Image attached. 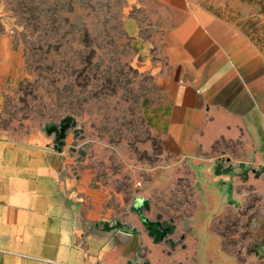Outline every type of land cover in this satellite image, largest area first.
<instances>
[{
  "label": "rangeland",
  "instance_id": "1",
  "mask_svg": "<svg viewBox=\"0 0 264 264\" xmlns=\"http://www.w3.org/2000/svg\"><path fill=\"white\" fill-rule=\"evenodd\" d=\"M190 2L194 8L217 5L223 18L264 49V0ZM129 23L151 42V55L137 51ZM0 24L21 61V83L4 96L0 138L43 146L40 138L50 137L76 161L77 178L86 171L94 189L118 195V213L128 211L140 193L148 197L158 219L173 227L165 248H157L159 264H204L203 244L210 238L240 260L258 254L264 151L238 158L263 171L262 178L252 173L250 181L227 190L240 200L242 218L211 214L216 232L204 236L200 231L210 220L205 190L158 132L155 108L164 99L168 64L160 49L168 18L156 0H0ZM145 256L146 264H157Z\"/></svg>",
  "mask_w": 264,
  "mask_h": 264
},
{
  "label": "crops",
  "instance_id": "2",
  "mask_svg": "<svg viewBox=\"0 0 264 264\" xmlns=\"http://www.w3.org/2000/svg\"><path fill=\"white\" fill-rule=\"evenodd\" d=\"M156 5L167 13L160 53L168 64L155 120L161 137L198 176L210 215L200 233L213 236L211 214L242 218L240 200L227 193L244 181L236 174L244 164L238 158L264 151V49L223 18L217 5L194 8L190 0ZM127 30L137 51L151 55L152 44L139 36L138 26L129 23ZM20 63L0 24V111L4 96L21 83ZM40 139L43 146L0 138V264H146L147 253L159 264L157 248H165L166 238L156 243L147 222L170 229L166 237L173 227L158 219L150 199L140 193L128 211L118 213V195L94 189L86 171L77 178V163L66 149L50 137ZM223 159L233 162L223 165ZM230 168L235 176L225 174ZM250 168L245 181L252 173L260 180L263 173L256 177ZM260 203L264 207V198ZM135 205L143 207L144 220ZM256 231L258 254L240 260L210 238L203 244L204 264H264V214Z\"/></svg>",
  "mask_w": 264,
  "mask_h": 264
},
{
  "label": "trees",
  "instance_id": "3",
  "mask_svg": "<svg viewBox=\"0 0 264 264\" xmlns=\"http://www.w3.org/2000/svg\"><path fill=\"white\" fill-rule=\"evenodd\" d=\"M251 171V168L250 167H247L245 164H241L239 166V171L236 173L239 177H241L243 180H247L248 179V174L249 172ZM219 172V171H218ZM263 171H257L255 172V176L258 177L262 174ZM225 174H230L232 176H235V171L233 168H230V169H226L225 170ZM229 194V193H228ZM229 197H230V194H229ZM231 198V197H230ZM133 210L134 212L138 213L140 216H141V219L144 220V217L142 215V210H143V207H139V205H135L133 207ZM148 230H149V233L150 235L154 238V241L156 243H159L161 242L168 234V231L170 229L168 228H162L161 227V224L159 223H148ZM173 229V228H172ZM170 232V231H169Z\"/></svg>",
  "mask_w": 264,
  "mask_h": 264
},
{
  "label": "built area",
  "instance_id": "4",
  "mask_svg": "<svg viewBox=\"0 0 264 264\" xmlns=\"http://www.w3.org/2000/svg\"><path fill=\"white\" fill-rule=\"evenodd\" d=\"M139 185H140V183H139Z\"/></svg>",
  "mask_w": 264,
  "mask_h": 264
}]
</instances>
